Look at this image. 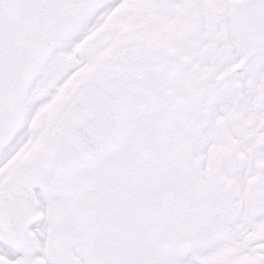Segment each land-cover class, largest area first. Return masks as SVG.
Wrapping results in <instances>:
<instances>
[{"label": "snow or ice", "instance_id": "obj_1", "mask_svg": "<svg viewBox=\"0 0 264 264\" xmlns=\"http://www.w3.org/2000/svg\"><path fill=\"white\" fill-rule=\"evenodd\" d=\"M0 264H264V0H0Z\"/></svg>", "mask_w": 264, "mask_h": 264}]
</instances>
